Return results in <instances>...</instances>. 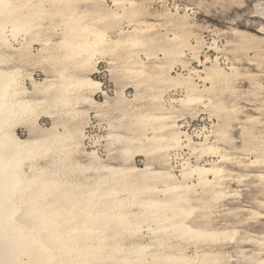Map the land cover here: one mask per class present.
Masks as SVG:
<instances>
[{
	"label": "clouds",
	"instance_id": "1",
	"mask_svg": "<svg viewBox=\"0 0 264 264\" xmlns=\"http://www.w3.org/2000/svg\"><path fill=\"white\" fill-rule=\"evenodd\" d=\"M155 3L162 23L146 25ZM167 3L0 0V264H264V231L251 229L264 220V175L253 184L227 168L264 169V37L232 27L264 33V0H227L243 11L215 33L228 40L212 45L224 67L206 61L203 74L190 69L209 47L194 13ZM102 61L116 88L97 103L89 74ZM244 61L259 76L234 66ZM178 66L187 74L172 77ZM202 113L216 122L181 131ZM245 195L255 209L225 203Z\"/></svg>",
	"mask_w": 264,
	"mask_h": 264
},
{
	"label": "rangeland",
	"instance_id": "2",
	"mask_svg": "<svg viewBox=\"0 0 264 264\" xmlns=\"http://www.w3.org/2000/svg\"><path fill=\"white\" fill-rule=\"evenodd\" d=\"M254 2V0H253ZM111 3V0H109V4ZM245 3L247 6H251L249 3V0H245ZM84 7V6H82ZM167 8L171 9V11L176 12L177 10H179V14L183 15L185 14V10H191L194 13V19H190L188 21L189 24L195 25L192 28V32L195 36L197 37H201L204 41L205 44L209 45V47H205L203 48V51H201V60L202 62H206L207 60L212 61L215 60L217 57L219 58V60L221 61V67H224L223 64V60H224V54L222 53H218L215 50H211L210 47L213 45V43L216 41L218 46H222L226 43H228V40H222L219 39L218 36L215 35V33L219 32V33H224V32H228L229 31V25H228V21L235 18L236 13L238 11H243L241 9H237L235 6H231L227 3V0H224V3L221 4H213V0H203L202 2V7L201 9L197 10L194 9L192 4L190 3V0H168L167 3ZM150 11L153 12V15H148L143 17V20L150 22V23H155V24H159L162 23L160 20H158L155 16L156 12H163L165 11V8L163 6H161L159 3H155L152 5ZM253 19H257V17H253ZM232 27L242 33H248L252 36L255 37H264V33H259L256 31V28L250 27L249 25H247L246 23H244L243 21L240 20H235V22L232 24ZM229 39H231V37H229ZM196 39H193L191 41V43L193 45L196 44ZM35 48H39L40 45H34ZM249 55H255V53H249ZM141 59H143V57H141ZM188 60H190V57L186 58ZM229 60H232V57L229 55L228 56ZM200 63L196 62L195 60H190V69L191 70H203L204 67H200L199 66ZM206 66H211L210 63L206 64ZM233 65H229V67H232ZM234 66L239 67L240 69H248L249 73L255 76H259V68L257 67L256 64H249L247 61H244L243 65L241 66V64H235ZM97 72L96 73H90L89 77L92 78L95 81H99L101 83V90H103L105 92V94H97L94 98L96 99L97 103H103L105 96L108 95H113L116 85L115 83L110 79V77L107 75V73L105 72L106 69V65L104 64V62L102 61L100 64H98L97 66ZM177 72H181L183 74H187V72L180 68L179 66L173 70L171 72V74L173 76L177 75ZM34 79L37 80V82H42L45 78L44 73L40 70V69H36L34 72ZM199 82V81H198ZM241 86L243 89L247 90L250 87V83L249 81L245 80L242 81ZM31 90V89H29ZM128 93H133L134 89L129 88L127 89ZM173 98L178 99L179 95L174 96ZM227 99V97H226ZM242 107H245L247 109V115L250 116H255L258 117L260 114L259 112L254 111V109L256 107H258V105H247V104H243L241 105ZM206 113H202L200 118H197L196 120H192L191 117L188 118V123L185 125V122L183 120L178 121V124L180 126H182L181 131H185L187 132V130H189V133L192 135L194 130H200L203 129L205 127L210 128L211 125L213 123H215V120H208L205 119L204 117H206ZM241 119H244V117H241ZM41 125L44 126H50V120L46 119V118H42L40 120ZM190 128H187L189 127ZM17 134L18 136H21L22 139H26L27 138V133L25 132L23 135H21V130L18 129L17 130ZM234 138H239V131L237 130L236 132L233 133ZM196 141H199V138H193ZM143 157H136V161H137V166L138 167H142V165H140L138 162L140 160H142ZM206 160L208 159L207 157L205 158ZM253 159H255V157H253ZM211 165L209 164L208 167H210ZM227 168L229 171L234 172V173H243V169L236 167L234 165H227ZM248 171H251L253 173H263L264 174V169H261L259 167H253V168H249L247 169ZM178 174V173H177ZM249 183H257L255 181V179H252L249 181ZM231 187L233 189L237 188L238 186L236 184H232ZM251 191L253 193L258 194L259 189L256 188H252ZM264 199V198H261ZM230 208L232 209H237V208H241L244 205H249L252 208H256L257 206L255 204H251L249 198L247 195H245L241 202L239 204H230L228 201L225 202ZM247 213L245 212V215ZM260 222H264V220H261ZM258 223H253L252 225H255ZM231 251V249H230Z\"/></svg>",
	"mask_w": 264,
	"mask_h": 264
},
{
	"label": "bare ground",
	"instance_id": "3",
	"mask_svg": "<svg viewBox=\"0 0 264 264\" xmlns=\"http://www.w3.org/2000/svg\"><path fill=\"white\" fill-rule=\"evenodd\" d=\"M181 16H183V15H181ZM143 23L144 24H146V25H156L155 23H150V22H147V21H145V20H143ZM215 44H216V46H218L217 45V42L215 41L214 42ZM213 43V44H214ZM210 49L211 50H215L216 51V47H213V46H211L210 47ZM217 52V51H216ZM219 53V52H218ZM218 59V57L215 59V60H217ZM207 61H209V60H207ZM196 62H198V63H200V67H204V69H205V67H206V65H205V63L206 62H202V60H201V53L199 54V59L198 60H195V63ZM212 66V65H211ZM211 66H207V67H211ZM237 69H240L239 67H237V66H235ZM204 69L203 70H201V71H199V70H194V71H196V72H199V73H201V74H203V72H204ZM97 71H95V72H93V73H96ZM171 76L172 77H175V76H173L172 74H171ZM33 79H34V77H33ZM89 79L94 83V84H96V85H98V88H99V90L97 91V92H95V94L92 96V99L96 102V99L94 98L97 94H105V92L103 91V90H101V83L99 82V81H95V80H93L92 78H90L89 77ZM35 80V79H34ZM37 81V80H36ZM39 83V82H38ZM210 86V85H209ZM42 118H46V119H49L50 120V118L49 117H40V119H39V121H38V123L39 124H41L40 123V120L42 119ZM178 126H180L179 124H178ZM181 129H182V127H181ZM18 130V129H17ZM18 135V134H17ZM187 150V149H186ZM211 167V166H210ZM243 171V173H238V174H240V175H244V174H247V175H249V176H251L253 179H255V181L257 182V183H259V181H258V179H256L258 176H260V175H264L263 173H253V172H251V171H248L247 169L245 170V169H243L242 170ZM213 177L211 176V175H209L208 176V179L209 180H211ZM247 207H249V205L247 206V205H244V206H242L241 207V209H245V208H247ZM251 207V206H250ZM251 229H252V231L253 232H255V233H257V234H259L260 232H262V231H264V222H259L258 224H255V225H251ZM245 247H251V246H245ZM194 251V250H193ZM227 251H229L230 252V249H227Z\"/></svg>",
	"mask_w": 264,
	"mask_h": 264
},
{
	"label": "built area",
	"instance_id": "4",
	"mask_svg": "<svg viewBox=\"0 0 264 264\" xmlns=\"http://www.w3.org/2000/svg\"><path fill=\"white\" fill-rule=\"evenodd\" d=\"M187 128H190V126L189 127H187ZM187 133L189 134V135H191L190 133H189V130H187ZM193 138H199L200 139V137H193ZM185 151H187L186 149H185Z\"/></svg>",
	"mask_w": 264,
	"mask_h": 264
}]
</instances>
